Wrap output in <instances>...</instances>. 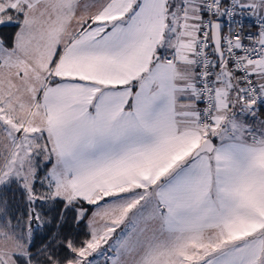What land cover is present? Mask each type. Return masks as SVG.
<instances>
[{"label":"snow or ice","instance_id":"obj_1","mask_svg":"<svg viewBox=\"0 0 264 264\" xmlns=\"http://www.w3.org/2000/svg\"><path fill=\"white\" fill-rule=\"evenodd\" d=\"M5 27L0 264H264V0H0Z\"/></svg>","mask_w":264,"mask_h":264},{"label":"trees","instance_id":"obj_2","mask_svg":"<svg viewBox=\"0 0 264 264\" xmlns=\"http://www.w3.org/2000/svg\"><path fill=\"white\" fill-rule=\"evenodd\" d=\"M13 31H14V29L11 27L0 28V32L4 33L5 35H10ZM1 194L6 195L7 198L10 201H12L13 200V194H14V188L12 191L2 190Z\"/></svg>","mask_w":264,"mask_h":264},{"label":"built area","instance_id":"obj_3","mask_svg":"<svg viewBox=\"0 0 264 264\" xmlns=\"http://www.w3.org/2000/svg\"><path fill=\"white\" fill-rule=\"evenodd\" d=\"M245 23L246 24H252L253 26L251 27V28H245V31L247 32V31H251V32H253V33H255L256 32V27H255V18H246V20H245ZM226 31V30H225Z\"/></svg>","mask_w":264,"mask_h":264},{"label":"rangeland","instance_id":"obj_4","mask_svg":"<svg viewBox=\"0 0 264 264\" xmlns=\"http://www.w3.org/2000/svg\"><path fill=\"white\" fill-rule=\"evenodd\" d=\"M1 192H2V189H0V194H1Z\"/></svg>","mask_w":264,"mask_h":264}]
</instances>
